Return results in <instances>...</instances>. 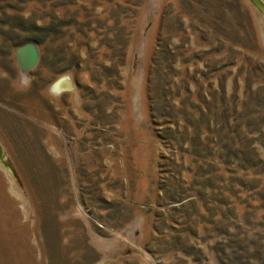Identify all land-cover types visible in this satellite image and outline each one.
Returning <instances> with one entry per match:
<instances>
[{
  "label": "rangeland",
  "instance_id": "obj_1",
  "mask_svg": "<svg viewBox=\"0 0 264 264\" xmlns=\"http://www.w3.org/2000/svg\"><path fill=\"white\" fill-rule=\"evenodd\" d=\"M26 10L69 26L26 73L27 32L0 34V264H193L176 247L222 217L217 176L232 169L218 157L264 139L263 110L244 103L264 97V12L252 0Z\"/></svg>",
  "mask_w": 264,
  "mask_h": 264
},
{
  "label": "trees",
  "instance_id": "obj_2",
  "mask_svg": "<svg viewBox=\"0 0 264 264\" xmlns=\"http://www.w3.org/2000/svg\"><path fill=\"white\" fill-rule=\"evenodd\" d=\"M30 2L31 0H0V34L9 35L7 32L12 33L19 28L28 34L21 43L35 41L39 47L45 46L49 40L56 37V34L57 36L65 34V28L69 26L65 20L58 23L57 16L52 15L53 13L41 17L27 11ZM43 19H46V22H42ZM5 24L11 26L10 31L6 32V28H3ZM244 103L254 108L257 105L256 109L252 110L253 113L260 111L259 108L264 113V97L255 103L253 96ZM170 112L165 113L168 118ZM258 118L261 129H255L253 133L262 132L264 129V115ZM246 124L242 126H250L249 123ZM172 125L180 130L181 124L179 126V123L174 122ZM214 140L216 139H212L211 143H214ZM219 141L222 142L224 139L221 138ZM217 144L221 146L220 142ZM257 145L264 149V139L257 137L250 139L247 145L249 152L235 149L233 153H225L226 155L222 153L218 157L221 165L232 169L229 176L224 172L218 173L217 176L219 186L216 188L218 192L216 203L222 217L211 221L213 225L206 231L202 233L193 231L189 238L180 244L177 243V255L187 261L190 260L193 264H211L200 245L209 243L214 253L215 264H264V189L260 190V184L264 182V155L256 149ZM209 147H213V144H209ZM245 171H253L256 178L249 180ZM198 226L196 225V229L199 230Z\"/></svg>",
  "mask_w": 264,
  "mask_h": 264
},
{
  "label": "water",
  "instance_id": "obj_3",
  "mask_svg": "<svg viewBox=\"0 0 264 264\" xmlns=\"http://www.w3.org/2000/svg\"><path fill=\"white\" fill-rule=\"evenodd\" d=\"M262 12H264V0H252ZM41 58V50L39 45L35 41H28L24 44H21L16 49V59L23 73H26L28 70L35 68ZM70 87L73 85L68 79ZM0 159L4 160V148L0 142ZM5 161V160H4ZM8 167L12 169V164L8 161L5 162Z\"/></svg>",
  "mask_w": 264,
  "mask_h": 264
},
{
  "label": "bare ground",
  "instance_id": "obj_4",
  "mask_svg": "<svg viewBox=\"0 0 264 264\" xmlns=\"http://www.w3.org/2000/svg\"><path fill=\"white\" fill-rule=\"evenodd\" d=\"M62 79H63V80H65V79H66V80H67V81H66L67 83H66V82H64V83H63V82H61V83H60V84H61V86L63 87V86H66V85H68V86H67V88H69V87H70V84H69V81H68V79H67L66 77H64V78H62ZM62 79H60V80H59V81L56 83V85H55V87L57 86V88H56V89H59V88H60V89H63V88H61V87H58V86H59V82H60ZM64 84H65V85H64ZM67 88H66V89H67Z\"/></svg>",
  "mask_w": 264,
  "mask_h": 264
}]
</instances>
